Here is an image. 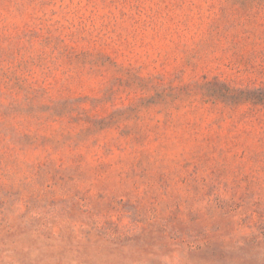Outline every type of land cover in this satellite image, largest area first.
I'll use <instances>...</instances> for the list:
<instances>
[{"label": "rangeland", "instance_id": "obj_1", "mask_svg": "<svg viewBox=\"0 0 264 264\" xmlns=\"http://www.w3.org/2000/svg\"><path fill=\"white\" fill-rule=\"evenodd\" d=\"M0 264H264V0H0Z\"/></svg>", "mask_w": 264, "mask_h": 264}]
</instances>
